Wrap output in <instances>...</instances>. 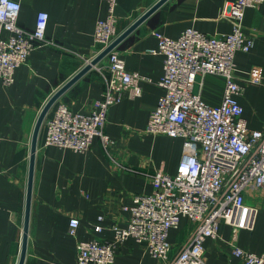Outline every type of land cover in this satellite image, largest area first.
<instances>
[{
  "label": "crops",
  "instance_id": "obj_1",
  "mask_svg": "<svg viewBox=\"0 0 264 264\" xmlns=\"http://www.w3.org/2000/svg\"><path fill=\"white\" fill-rule=\"evenodd\" d=\"M158 0H117L116 29L121 33ZM232 0H165L114 48L130 72L150 79L141 82V94L121 100L106 113L104 133L110 143L104 147L94 137L84 153L43 146V125L38 136L34 160L26 254L23 264H73L76 242L97 238L112 239L113 225L124 227L136 195L150 193L151 175L161 170L176 172L182 139L146 131L149 113L163 89L162 56L149 52L158 41V31L176 38L192 27L208 35L228 33L230 22L221 16L226 2ZM19 26L34 27L39 11L48 14L45 36L55 45L36 47L27 62L16 68L14 82L0 81V264H17L20 254L25 196L28 179L32 131L40 109L65 81L94 57L100 48L93 41L94 25L106 14L103 0H19ZM244 31L253 37L248 52L235 54V79L243 87L237 101L251 128L264 121V1L246 8ZM3 36L6 33H2ZM108 57L86 71L53 104L59 102L72 111L89 112L105 89L109 76ZM257 66L262 82L251 84L247 71ZM224 80L216 75L196 76L194 92L208 104L221 100ZM248 202L259 207L253 230H239L235 245L254 253L264 251V208L256 199ZM78 220L75 234L68 232L70 218ZM101 230L96 232L95 226ZM194 224L181 218L177 228L168 231L167 240L173 257L187 243ZM231 227L220 224L218 236L203 244L205 264H243L232 253ZM111 264H164L145 250L144 243L129 237L120 243Z\"/></svg>",
  "mask_w": 264,
  "mask_h": 264
},
{
  "label": "built area",
  "instance_id": "obj_2",
  "mask_svg": "<svg viewBox=\"0 0 264 264\" xmlns=\"http://www.w3.org/2000/svg\"><path fill=\"white\" fill-rule=\"evenodd\" d=\"M103 1L106 14L94 25L93 41L100 45L94 56L118 35L117 0ZM263 1L226 2L221 16L230 22L228 33L208 35L186 27L172 38L153 32L158 44L149 52L162 56L158 85L163 93L149 113L146 131L182 139L176 172L168 175L155 170L151 192L136 195L131 205L123 206L129 212L126 225H113L109 241L78 240L73 264H111L117 246L129 237L144 243L146 252L164 264H205L203 244L218 236L220 224L231 227L233 255L243 264H264V251L254 253L234 244L239 230L251 231L254 227L259 207L248 198L258 200L264 208V121L260 128L248 126L237 101L243 87L235 79L236 52H248L253 47V37L244 31V11ZM19 10V0H0V81L5 86L14 82L16 68L27 62L32 50L55 45L45 36L47 12L39 11L34 27L25 29L17 23ZM106 56L109 76L92 110L72 111L65 103H57L42 122L43 146L84 153L94 137L108 146L110 140L103 131L108 108L118 103L125 92L130 98L140 96L141 82L150 79L128 71L115 49ZM198 74L223 78L217 105L206 103L194 92ZM246 75L248 83L262 82L260 67H251ZM181 218L191 221L194 229L187 243L171 257L168 231L177 228ZM77 226L78 220L70 218V235L75 234ZM94 230L99 232L101 227L97 225Z\"/></svg>",
  "mask_w": 264,
  "mask_h": 264
},
{
  "label": "water",
  "instance_id": "obj_3",
  "mask_svg": "<svg viewBox=\"0 0 264 264\" xmlns=\"http://www.w3.org/2000/svg\"><path fill=\"white\" fill-rule=\"evenodd\" d=\"M164 1L165 0L156 1L149 9H147L141 16H139L130 26H128L121 33H119L108 46L100 50L88 63H86L79 71H77L72 77H70L67 81H65L54 93H52V95L46 100V102L40 109L32 131L31 141H30L29 167H28V179H27V188H26V196H25L23 231L21 238L20 254L17 264H23L26 254L34 160H35L38 136L45 116L47 115L48 111L53 106V104L74 82H76L92 66H94L101 59H103L108 54V52L114 49L120 43V41H122L136 26H138L142 21H144Z\"/></svg>",
  "mask_w": 264,
  "mask_h": 264
}]
</instances>
